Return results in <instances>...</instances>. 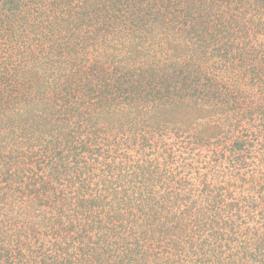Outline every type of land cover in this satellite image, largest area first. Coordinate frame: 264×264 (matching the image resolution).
<instances>
[{"label":"trees","instance_id":"obj_1","mask_svg":"<svg viewBox=\"0 0 264 264\" xmlns=\"http://www.w3.org/2000/svg\"><path fill=\"white\" fill-rule=\"evenodd\" d=\"M0 264H264V0H0Z\"/></svg>","mask_w":264,"mask_h":264}]
</instances>
